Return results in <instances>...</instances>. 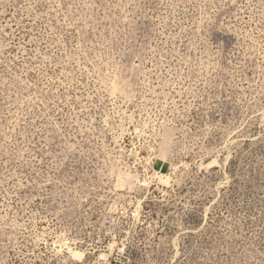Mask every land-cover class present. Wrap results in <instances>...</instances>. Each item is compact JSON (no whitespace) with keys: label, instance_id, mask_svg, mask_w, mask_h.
Listing matches in <instances>:
<instances>
[{"label":"rangeland","instance_id":"1","mask_svg":"<svg viewBox=\"0 0 264 264\" xmlns=\"http://www.w3.org/2000/svg\"><path fill=\"white\" fill-rule=\"evenodd\" d=\"M0 264H264V0H0Z\"/></svg>","mask_w":264,"mask_h":264}]
</instances>
